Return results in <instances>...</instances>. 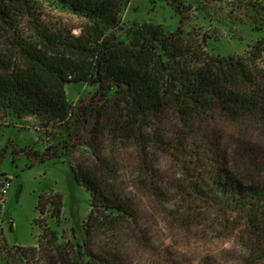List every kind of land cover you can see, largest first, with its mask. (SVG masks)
<instances>
[{
  "label": "trees",
  "instance_id": "trees-1",
  "mask_svg": "<svg viewBox=\"0 0 264 264\" xmlns=\"http://www.w3.org/2000/svg\"><path fill=\"white\" fill-rule=\"evenodd\" d=\"M128 2L0 0V26L17 12L32 13L38 4L84 20L76 35L35 22V41L17 43L13 58L0 53V106L60 129L66 137L59 156L69 157L76 182L89 194L81 237L59 242L57 231L45 226L36 246L12 247L24 264H124L117 253L119 240L150 242L139 233L127 179L143 183L154 167L152 157L170 149L169 122L176 121L186 137L198 118L264 121V84L259 81L264 70L256 63L264 58V38L244 55L212 56L205 37L198 41L181 26L168 32L144 22L131 27L125 41L118 31ZM180 5L182 0L172 6L179 12ZM71 83L94 87L87 103L71 105L65 91ZM117 149L126 151L116 154ZM233 150L236 156L241 149ZM49 152L47 147L35 155L43 160ZM235 164L231 176L217 172L219 181L207 186L206 203L243 218L248 258L263 259L264 187L241 184L242 167ZM40 204L50 206L49 215L58 223L61 195H39Z\"/></svg>",
  "mask_w": 264,
  "mask_h": 264
},
{
  "label": "rangeland",
  "instance_id": "rangeland-1",
  "mask_svg": "<svg viewBox=\"0 0 264 264\" xmlns=\"http://www.w3.org/2000/svg\"><path fill=\"white\" fill-rule=\"evenodd\" d=\"M182 3L177 12L172 5H178V0H129L120 12V38L128 41V30L144 22L168 32L181 26L189 38L200 41L205 37L210 55L224 57L244 55L264 38V0ZM31 11L17 12L9 24L0 26V53L17 55V43L35 41V22L73 35L84 25L81 18L48 6L38 4ZM256 63L263 72L264 58ZM259 81L264 84V77ZM93 90L85 83L65 88L74 107L87 103ZM167 126L173 132L170 149L152 157L154 167L143 183L127 179L139 233L150 242L144 245L124 237L117 244L118 257L124 264H264V258H248L246 221L206 203L205 197L207 186L219 181L217 172L229 175L233 163L242 167L241 184L264 187V121L198 118L186 137L176 121ZM65 137L52 124L41 125L35 115L18 117L0 106V188L5 179L9 181L0 194V264H24L13 255L12 247L36 246L45 226L57 231L59 242L81 237L90 208L89 194L76 182L69 157L59 156ZM47 147L49 157L41 160L35 155L44 154ZM238 147L241 150L235 156L233 148ZM125 151L117 149L116 154ZM238 157L243 163H238ZM55 193L62 200L58 223L50 217L49 205L37 206L39 195Z\"/></svg>",
  "mask_w": 264,
  "mask_h": 264
},
{
  "label": "built area",
  "instance_id": "built-area-1",
  "mask_svg": "<svg viewBox=\"0 0 264 264\" xmlns=\"http://www.w3.org/2000/svg\"><path fill=\"white\" fill-rule=\"evenodd\" d=\"M8 187H9V181L7 179H5V182L3 183V185L0 188V194H3Z\"/></svg>",
  "mask_w": 264,
  "mask_h": 264
}]
</instances>
